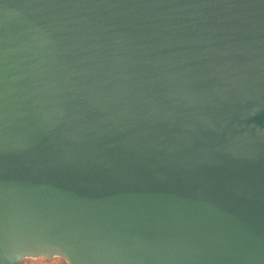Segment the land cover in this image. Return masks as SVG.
<instances>
[{
	"label": "water",
	"instance_id": "obj_1",
	"mask_svg": "<svg viewBox=\"0 0 264 264\" xmlns=\"http://www.w3.org/2000/svg\"><path fill=\"white\" fill-rule=\"evenodd\" d=\"M264 264V0H0V264Z\"/></svg>",
	"mask_w": 264,
	"mask_h": 264
},
{
	"label": "rangeland",
	"instance_id": "obj_2",
	"mask_svg": "<svg viewBox=\"0 0 264 264\" xmlns=\"http://www.w3.org/2000/svg\"><path fill=\"white\" fill-rule=\"evenodd\" d=\"M21 264H67L64 259L60 257H53L47 259L44 257L39 258H25L22 260Z\"/></svg>",
	"mask_w": 264,
	"mask_h": 264
}]
</instances>
